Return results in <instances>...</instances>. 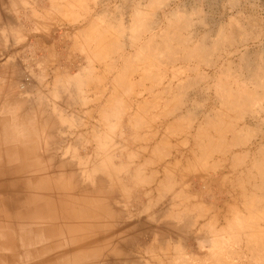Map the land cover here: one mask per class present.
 <instances>
[{"label": "bare ground", "instance_id": "bare-ground-1", "mask_svg": "<svg viewBox=\"0 0 264 264\" xmlns=\"http://www.w3.org/2000/svg\"><path fill=\"white\" fill-rule=\"evenodd\" d=\"M227 3L0 0V264H264V26Z\"/></svg>", "mask_w": 264, "mask_h": 264}, {"label": "rangeland", "instance_id": "rangeland-1", "mask_svg": "<svg viewBox=\"0 0 264 264\" xmlns=\"http://www.w3.org/2000/svg\"><path fill=\"white\" fill-rule=\"evenodd\" d=\"M191 1V0H189ZM213 7L212 9L215 10V21L220 20V16L218 18L219 14H223L225 16H227V14L231 13L230 15H234L237 11V7L232 6V4H228L227 1L228 0H209ZM241 2V5H244V9H245V15L250 13L253 17L255 18H260L262 25L264 26V0H239ZM257 1V2H256ZM251 4H254L255 7L253 8L252 6H250ZM247 9V11H246ZM251 11L254 9L253 12ZM256 10V11H255ZM257 12V15H256ZM218 13V14H217ZM254 18V19H255ZM223 19V18H222ZM225 19V18H224ZM256 21H258V19H255ZM264 37V36H263ZM256 41V42H255ZM260 41V40H259ZM258 40H251L249 43L250 49L251 50H259L264 49V41L261 38V42H262V46H261V42H259ZM254 42V43H253ZM259 42V43H257ZM253 43V44H251ZM258 45V46H257ZM260 46V47H259ZM257 47V49H256ZM259 47V48H258ZM18 48L17 45H10L8 46V50L12 51L13 49ZM4 54V52H3ZM4 157V151L3 149L0 152V218H5L6 216L10 215V213L13 211V206H14V199H13V194H12V188L10 186V173L8 171H6V167H5V159ZM8 190V191H7ZM7 194V195H6ZM3 253V252H1ZM201 258L203 257V253L199 255Z\"/></svg>", "mask_w": 264, "mask_h": 264}]
</instances>
